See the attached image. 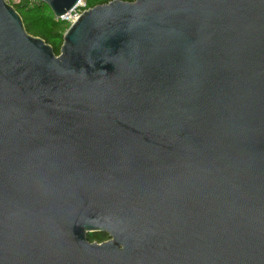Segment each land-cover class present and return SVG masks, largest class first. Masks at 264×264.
I'll return each instance as SVG.
<instances>
[{
  "label": "water",
  "instance_id": "1",
  "mask_svg": "<svg viewBox=\"0 0 264 264\" xmlns=\"http://www.w3.org/2000/svg\"><path fill=\"white\" fill-rule=\"evenodd\" d=\"M0 264H264V0H0Z\"/></svg>",
  "mask_w": 264,
  "mask_h": 264
},
{
  "label": "trees",
  "instance_id": "2",
  "mask_svg": "<svg viewBox=\"0 0 264 264\" xmlns=\"http://www.w3.org/2000/svg\"><path fill=\"white\" fill-rule=\"evenodd\" d=\"M85 2L84 10L95 6L107 4L113 0H83ZM124 2H134L135 0H120ZM20 15L26 32L34 37H39L48 44L55 55H59L60 47L63 42V35L69 28V23L57 19L50 8L39 1L37 5H30L28 0H22L21 3L13 5ZM107 235H88L90 242H100L107 239Z\"/></svg>",
  "mask_w": 264,
  "mask_h": 264
},
{
  "label": "built area",
  "instance_id": "3",
  "mask_svg": "<svg viewBox=\"0 0 264 264\" xmlns=\"http://www.w3.org/2000/svg\"><path fill=\"white\" fill-rule=\"evenodd\" d=\"M39 1L40 0H28L30 5H37ZM5 2L13 7V5L21 3L22 0H5ZM84 8H85V2L81 0L71 11H69L67 14L57 19L68 22L70 26L85 11Z\"/></svg>",
  "mask_w": 264,
  "mask_h": 264
},
{
  "label": "flooded vegetation",
  "instance_id": "4",
  "mask_svg": "<svg viewBox=\"0 0 264 264\" xmlns=\"http://www.w3.org/2000/svg\"><path fill=\"white\" fill-rule=\"evenodd\" d=\"M109 238H107V239H105V240H102V241H100L99 243H102V242H104V241H107Z\"/></svg>",
  "mask_w": 264,
  "mask_h": 264
},
{
  "label": "rangeland",
  "instance_id": "5",
  "mask_svg": "<svg viewBox=\"0 0 264 264\" xmlns=\"http://www.w3.org/2000/svg\"><path fill=\"white\" fill-rule=\"evenodd\" d=\"M93 242H95V241H93ZM98 243V242H97Z\"/></svg>",
  "mask_w": 264,
  "mask_h": 264
}]
</instances>
